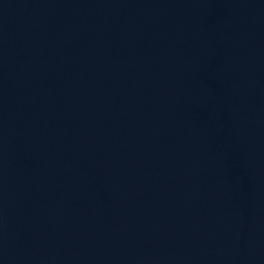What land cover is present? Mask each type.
<instances>
[{
	"label": "water",
	"instance_id": "1",
	"mask_svg": "<svg viewBox=\"0 0 264 264\" xmlns=\"http://www.w3.org/2000/svg\"><path fill=\"white\" fill-rule=\"evenodd\" d=\"M0 264H264V0H0Z\"/></svg>",
	"mask_w": 264,
	"mask_h": 264
}]
</instances>
